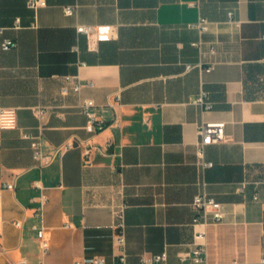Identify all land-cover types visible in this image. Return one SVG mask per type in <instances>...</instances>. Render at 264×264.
Here are the masks:
<instances>
[{
    "label": "crops",
    "instance_id": "crops-1",
    "mask_svg": "<svg viewBox=\"0 0 264 264\" xmlns=\"http://www.w3.org/2000/svg\"><path fill=\"white\" fill-rule=\"evenodd\" d=\"M46 1L31 9L0 0V44L17 43L0 49V107L18 117L16 129H0V264H118L121 207L129 264L164 252L179 264L197 231L206 232L205 264H264V0ZM201 18L206 33L191 27ZM81 25L100 32L89 39ZM200 41L216 45L211 72L199 67ZM69 76L82 88L63 94ZM203 90L211 110L192 102ZM84 99L95 101L104 130L87 127ZM219 121L227 141L200 159L199 127ZM24 133L39 136L45 153L74 147L41 168ZM200 193L222 204L223 222L195 225ZM34 226L46 230L47 254Z\"/></svg>",
    "mask_w": 264,
    "mask_h": 264
},
{
    "label": "built area",
    "instance_id": "built-area-1",
    "mask_svg": "<svg viewBox=\"0 0 264 264\" xmlns=\"http://www.w3.org/2000/svg\"><path fill=\"white\" fill-rule=\"evenodd\" d=\"M28 5L31 9H38L40 7H45L47 5L46 0H29ZM75 7L67 6L65 8V14L67 16H72L75 14ZM230 21L234 20V13L230 11L228 13ZM239 24V22H236ZM209 21L206 18H201L200 21L191 25V27L199 30L200 33H206L209 31ZM79 33L85 34L89 39L95 37L100 32V27L98 26H86L81 25L77 27ZM3 32L0 30V34ZM204 42L193 43L194 47H199L203 53L204 63L200 64L199 67L205 72H211L215 69L216 63L211 61V57L217 54V48L215 44H210L208 49H204ZM17 47V43L11 39H6L0 44V49L2 51H9ZM264 60V59H263ZM191 66H188L190 69ZM67 85L62 89L63 94H67L70 89L74 92H79L82 85L78 81V77L69 76L66 78ZM193 104L200 106L203 110H211L213 108V102L210 99L209 93L206 90L200 92L198 96L193 99ZM79 109L87 117V127L89 129H94L95 131H102L106 128L104 120L95 111L96 103L93 99H84L79 105ZM115 109V106L112 105ZM35 117L40 121L44 122L49 114L48 108L39 106L33 109ZM118 126L120 125L119 119L116 116L114 121ZM18 127V117L17 110L12 108H2L0 107V129L2 130H12ZM199 147H198V157L200 159L204 158V150L210 145H219L227 141L226 134V123L219 122H204L199 127ZM23 138L30 141V146L33 152V158L36 161L38 167H48L54 163L57 157L69 149L74 147L73 142H67L60 147H58L52 153H45L42 145L41 138L39 136H34L29 133H24ZM204 167H212L213 163H203ZM6 188L10 190L16 189V181L6 183ZM255 201L259 200V196L255 195L253 197ZM43 204L41 207V213L43 214L44 202L46 196L42 197ZM193 207L197 212V216L194 219L195 225H202L203 227L209 224L221 223L225 219V213L222 210V204L210 197L207 193H200L194 197ZM115 218V228L117 230L115 235V244L119 250V263L118 264H129L127 261V251H126V235H125V208L121 207L114 211ZM15 225L19 228L22 227L23 221H17ZM37 231V236L41 244V248L44 254H47L50 250V239L47 237V233L44 227L34 226ZM206 232L197 231L195 234L194 248L189 251L179 255V264H205L207 260V242H206ZM168 260V254L166 252L151 256L143 255L138 264H166ZM21 264H27L23 261ZM75 264H108V260L103 256H95L88 261H77Z\"/></svg>",
    "mask_w": 264,
    "mask_h": 264
}]
</instances>
